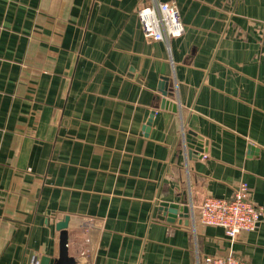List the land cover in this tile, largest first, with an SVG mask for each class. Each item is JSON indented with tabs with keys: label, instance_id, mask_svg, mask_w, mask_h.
Listing matches in <instances>:
<instances>
[{
	"label": "crops",
	"instance_id": "crops-1",
	"mask_svg": "<svg viewBox=\"0 0 264 264\" xmlns=\"http://www.w3.org/2000/svg\"><path fill=\"white\" fill-rule=\"evenodd\" d=\"M161 1L168 41L137 15ZM241 182L262 219L231 241L200 205ZM66 216L78 264H264V0H0V264H53Z\"/></svg>",
	"mask_w": 264,
	"mask_h": 264
},
{
	"label": "built area",
	"instance_id": "built-area-1",
	"mask_svg": "<svg viewBox=\"0 0 264 264\" xmlns=\"http://www.w3.org/2000/svg\"><path fill=\"white\" fill-rule=\"evenodd\" d=\"M143 34L152 40L168 41L185 32L181 11L174 2L161 1L143 7L137 12ZM262 211L251 199L250 187L241 182L231 198L207 196L200 205V222L206 226L222 227L231 241L243 232L258 228ZM204 264H246L235 253L228 255H207ZM32 264H39L34 258Z\"/></svg>",
	"mask_w": 264,
	"mask_h": 264
},
{
	"label": "water",
	"instance_id": "water-1",
	"mask_svg": "<svg viewBox=\"0 0 264 264\" xmlns=\"http://www.w3.org/2000/svg\"><path fill=\"white\" fill-rule=\"evenodd\" d=\"M164 80L165 82L162 83L163 87L166 86L167 78H165ZM162 91L164 96L168 95V92L165 90V88ZM162 105L169 106L170 102L167 100H163ZM171 107L173 110L177 109V106H175L174 104H171ZM150 123L151 120L149 121L148 126ZM197 139L202 140L203 138L202 136H198L197 134H195V132L193 131L188 132L186 135V143H187V147L189 148L188 152L190 156L196 155L197 152L202 153L206 151L205 150L206 148H203L202 144L197 143ZM161 211H163L164 214L168 213L172 218L176 217L178 213H183L181 215L187 217L189 216L190 208L188 206H176L175 204L170 205L167 203H163L161 205ZM69 221H70L69 216H66L63 220H60L59 223L57 224V229L60 231L61 248H60L59 257L54 260L53 264H78L77 260L73 256L69 255V247H68ZM50 263H51V258L48 256H42L39 262V264H50Z\"/></svg>",
	"mask_w": 264,
	"mask_h": 264
}]
</instances>
